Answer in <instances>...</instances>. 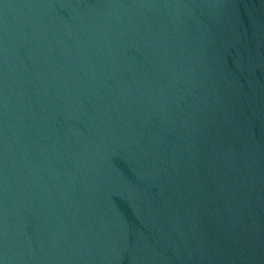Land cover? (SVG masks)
Returning <instances> with one entry per match:
<instances>
[{"label":"water","instance_id":"water-1","mask_svg":"<svg viewBox=\"0 0 264 264\" xmlns=\"http://www.w3.org/2000/svg\"><path fill=\"white\" fill-rule=\"evenodd\" d=\"M0 264H264V0H0Z\"/></svg>","mask_w":264,"mask_h":264}]
</instances>
